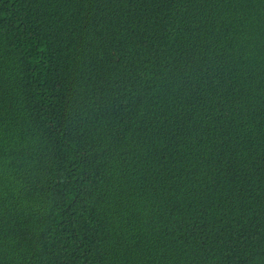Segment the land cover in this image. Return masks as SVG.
Listing matches in <instances>:
<instances>
[{"label":"trees","instance_id":"1","mask_svg":"<svg viewBox=\"0 0 264 264\" xmlns=\"http://www.w3.org/2000/svg\"><path fill=\"white\" fill-rule=\"evenodd\" d=\"M0 264H264V0H0Z\"/></svg>","mask_w":264,"mask_h":264}]
</instances>
